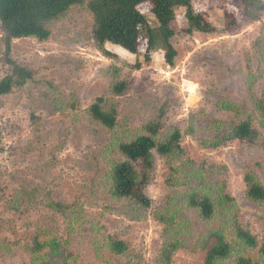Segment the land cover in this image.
Instances as JSON below:
<instances>
[{
    "label": "rangeland",
    "instance_id": "rangeland-1",
    "mask_svg": "<svg viewBox=\"0 0 264 264\" xmlns=\"http://www.w3.org/2000/svg\"><path fill=\"white\" fill-rule=\"evenodd\" d=\"M263 5L264 0H193L194 11L205 12L215 31L191 34L186 8L177 9L174 66L162 47L146 62L144 40L140 55L111 43L106 48L117 57L103 55L86 6L53 21L47 41L14 40L12 58L33 70L35 79L0 97V264H40L26 247L39 229L67 240L76 264H164L160 252L168 232L162 216L173 217L175 236L184 241L173 264H205L216 242L210 233L233 217L264 245V202L247 196L244 181L251 171L264 185V122L249 90L251 76L256 94L264 88ZM139 9L157 24L151 2ZM3 33L0 22V48ZM9 72L0 50V80ZM116 79L129 87L116 97L118 124L109 129L92 118L89 107L97 97L111 95ZM161 113L159 137L178 128L184 153L167 159L154 152L146 189L152 205L142 208L112 194L110 172L124 159L119 144L144 134ZM246 119L257 136L229 138V125ZM171 166L180 169L175 186L167 182ZM222 187L233 202L217 205L214 219H201L188 194L198 189L217 199ZM52 202L69 209L62 212ZM109 236L126 241L129 251L110 252ZM243 253L264 264L259 248ZM234 258L217 264H235Z\"/></svg>",
    "mask_w": 264,
    "mask_h": 264
},
{
    "label": "trees",
    "instance_id": "trees-1",
    "mask_svg": "<svg viewBox=\"0 0 264 264\" xmlns=\"http://www.w3.org/2000/svg\"><path fill=\"white\" fill-rule=\"evenodd\" d=\"M253 3L258 0H243ZM144 2H151L152 13L157 24L152 26L148 18L140 11L139 6ZM86 6L93 17L95 30L94 38L103 55L114 58L117 54L106 48L107 43L114 44L116 48H123L135 55L141 54V44L145 41V61H151V53L158 47L165 51V60L169 66H174L178 51L172 43L175 30L172 27L179 8H186L188 33L195 31L212 33L215 27L208 20L205 12L196 13L193 9V0H0V22L3 28L1 52L10 72L0 80V97L23 88L28 82L35 79L33 70L19 64L11 56L13 42L16 39L36 38L47 41L52 30L50 24L66 14L72 7ZM264 8V5H263ZM136 67L141 68L137 61ZM254 76L249 79V90L253 99L254 109L264 122V88L261 95L252 89ZM126 80L116 79L111 87V95H102L96 98L89 107L92 118L102 126L113 129L118 124L119 103L116 97L123 96L128 90ZM163 113L158 119L145 125L144 134L133 140L123 141L119 144V152L123 160L115 162L111 167V192L120 199H128L142 208H149L152 199L146 194L155 168L154 152L167 159L176 155H183L182 133L178 128L165 139L159 137L163 130ZM219 128L225 122H219ZM229 138L240 140L254 139L258 132L252 121L246 119L233 122L228 127ZM2 131L0 125V144ZM179 167L171 166V175L167 182L175 186L178 182ZM247 196L256 202H264V185L256 175L248 171L244 176ZM204 187H210L203 183ZM204 190V188H201ZM189 206L198 210L201 219L208 221L217 216L218 206L222 208L233 202V198L221 188L217 199L208 193L194 189L187 197ZM51 207L65 212L68 205L52 202ZM166 225L168 235L163 242L160 260L164 264H173L174 254L183 247V242L175 233L173 217H159ZM215 239V244L209 248L205 264H217L235 256V264H263L262 260L255 259L245 253L243 249L259 248V254L264 259V245L260 247L258 237L245 229L237 218H231L224 223L220 231H212L209 238ZM108 249L116 255L126 254L129 244L115 237H108ZM35 260L40 264H76V258L69 247L67 240L48 235L40 229L33 238L32 244L26 246Z\"/></svg>",
    "mask_w": 264,
    "mask_h": 264
}]
</instances>
